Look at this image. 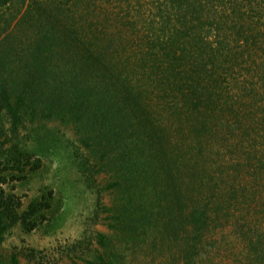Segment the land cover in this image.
<instances>
[{
  "label": "trees",
  "instance_id": "16d2710c",
  "mask_svg": "<svg viewBox=\"0 0 264 264\" xmlns=\"http://www.w3.org/2000/svg\"><path fill=\"white\" fill-rule=\"evenodd\" d=\"M85 2L0 0V245L15 226L29 233L55 219L59 205L54 208L49 194L23 206L13 185L2 186L40 167L21 132L56 121L71 126L82 147L71 155L85 185L92 188L106 173L105 188L113 192L111 207L101 208L110 233L67 244L60 249L67 258L127 264L117 241H144L153 226L169 237L183 264H203L199 251L214 248L207 235L235 219L237 232L250 231L240 238L244 262L264 264V219L261 225L250 214L253 205L247 210L252 201H264V75L256 73L254 83L250 67H259L252 57L264 53V0H170L165 16L158 12L143 23L139 55L124 51L128 35L120 42L115 34L122 31L93 20L88 5L98 9L97 0ZM226 22L233 31L226 45L236 40L233 56L220 30H212ZM239 46L254 62L244 81L233 77L238 59L245 63L244 51L235 56ZM151 73H165L166 82ZM226 163L234 173L215 198L219 187L211 181ZM19 255L29 264L47 258L40 250L14 248L0 264H19Z\"/></svg>",
  "mask_w": 264,
  "mask_h": 264
},
{
  "label": "rangeland",
  "instance_id": "374dc122",
  "mask_svg": "<svg viewBox=\"0 0 264 264\" xmlns=\"http://www.w3.org/2000/svg\"><path fill=\"white\" fill-rule=\"evenodd\" d=\"M84 1H86L85 3H89L93 0ZM169 3L170 0H97L96 4L99 6L98 9L94 8L93 4L88 5V7L90 11H93L95 14L93 18L94 21L100 22L102 25H107L111 32L116 33L118 30L122 31L121 33L115 34L116 37L119 39L121 38L120 42H122V37L126 38L128 35L131 42L129 46L125 47L124 51H126V53L139 55V49H143V23H147V19L156 16L158 12L165 16V11L166 13L169 12L167 9V7L170 8ZM143 10L145 12L144 15ZM162 11H164V13ZM115 21L116 23L114 24ZM176 23V17L174 16L170 24L173 26L177 25ZM125 29H128L129 32L125 33ZM231 29L232 27L230 24L226 22V24H222L220 28L213 27L212 30H220L222 38L220 40L224 43V48L228 51L230 50L229 54L233 56L234 51L232 50H234V47H231V45L234 44L236 40L226 45L228 38H225L227 37L226 35L233 32ZM216 35L215 31V36ZM233 39L236 38L234 37ZM193 40L194 38L191 44ZM211 42L213 44L216 43L213 41ZM243 51V60L245 63H243L240 58L238 59L239 67L234 71L235 74H233V77L236 80L244 81L248 74V67L251 65V62L254 63L252 60L254 59L257 65H259L260 68L262 67L261 70H263L261 71L256 64L250 66L253 69L252 72H254L252 75L253 77L255 76L253 82L256 83V75H259V73L264 75V53L259 52L257 56H253L251 60H248L245 47L239 46L235 52V56ZM161 53V49L156 48L153 50V55H156L157 58H159L158 55ZM163 55H165L164 50ZM168 59L171 60L170 57H168ZM246 60H248V62H246ZM173 64L175 63L173 62ZM171 72L168 71V74ZM154 74L155 73H151L153 76ZM158 76L162 79L160 80L161 82H166L164 80L165 73L155 75L154 77L158 79ZM246 84L250 85V81L247 80ZM176 97L180 100H184V96L180 98V94L178 93ZM170 104L172 105L173 103L170 102ZM172 107L174 108L175 106L172 105ZM179 112L180 111L177 113ZM170 119L175 118L171 117ZM34 127L35 126L29 127L21 133L24 138L25 146L34 152L31 161L39 158L40 167L35 172L30 173L24 181L20 183L11 182V185H3L2 187L4 189H10L13 185V193L19 197L23 206H26L29 201L35 197H40L42 192L49 194L55 206L54 208L57 207V204L59 205L53 216V218H55L53 222L56 223V226L50 228L53 222L46 220L44 221V226H40L29 233L23 231L20 226H15L6 235L4 241L0 245L1 260L6 261L9 253L14 248L16 251L33 248L47 255V258L42 260V264H88L86 262V255L70 256L67 258L65 253L60 249H65L67 244H71L83 237L93 239L98 232L105 234L110 233V230L106 226L108 214L101 210L102 207H111L112 205L113 192L111 189L105 188L110 182V178L106 173H101L96 176L92 188L85 185L81 176L76 171L75 164H73L74 158L72 155L74 153H71L72 150L76 147L81 151L82 147L78 145V140L71 126L52 121L43 124V127H37V130H34ZM235 144L236 143H234V145ZM210 159H216V155L210 154ZM227 166L228 163L224 164L221 168L222 171H224L223 175L211 181L217 182L220 188L213 191V196L215 198L220 194L222 187L229 183L230 178H228L227 175L231 176V174L234 173L232 169L226 171L225 169ZM244 177L249 178L246 175H244ZM97 202L100 204V208L97 206ZM232 203L227 202L225 205L230 207ZM246 203L247 198L244 197L243 200L241 199L240 208H244ZM252 205L254 208L249 212L250 214H256L258 217L257 219L260 220L258 222L260 223L261 219H264V201L260 202L257 200L255 203L252 201L247 207V210L250 209ZM235 208L231 207L229 210H231V216L234 215V217H237L238 215L234 210ZM249 219L252 220L253 217H249ZM234 220L235 219H230V223L224 222L220 228L213 229L207 235L208 241L214 245V248L206 255L204 252L202 253L199 251L197 257L199 258V254L201 253L200 256L203 258V264H246L241 254V250H243L241 246H244V244L241 243L242 239L240 238L243 237V233L245 232H249L248 235H250V231L247 230V227L241 229L240 226L243 222L239 220L236 221L239 223L238 227H240V231L237 232L235 229L236 224H231V221ZM161 222L162 220L159 218L158 223L161 224ZM260 224L262 225V222ZM168 240L169 237L166 239L161 237L159 233H156L153 226H151L144 241H129L126 244L122 241H117V243L120 244H118L117 248L118 252H121V255L125 258L127 264H183V260L175 247L167 245V243H170ZM151 243L154 244L152 245ZM202 243L205 242L202 240ZM92 245L93 248H96L95 243ZM198 247H201V243ZM18 259L19 264H29L23 256L19 255Z\"/></svg>",
  "mask_w": 264,
  "mask_h": 264
}]
</instances>
